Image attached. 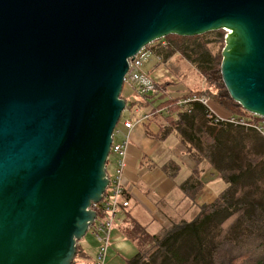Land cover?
<instances>
[{"label":"water","instance_id":"water-1","mask_svg":"<svg viewBox=\"0 0 264 264\" xmlns=\"http://www.w3.org/2000/svg\"><path fill=\"white\" fill-rule=\"evenodd\" d=\"M217 30L230 97L264 118V0H0V264H73L110 183L130 60Z\"/></svg>","mask_w":264,"mask_h":264},{"label":"trees","instance_id":"trees-1","mask_svg":"<svg viewBox=\"0 0 264 264\" xmlns=\"http://www.w3.org/2000/svg\"><path fill=\"white\" fill-rule=\"evenodd\" d=\"M210 33L215 35L210 41H225L226 31ZM208 34L193 37L169 35L163 38L165 42L161 39L148 46L153 55L163 61L175 54L181 55L220 90L216 93L210 87L192 89L182 97L205 94L217 99L219 106L231 114L252 117L251 113L230 97L221 76L222 58L208 49L209 41L205 39ZM156 83L162 90L160 96L164 97L171 81ZM179 98L181 97L159 104L160 107L169 108L164 117L168 125L161 126L153 135L165 139L175 133L184 149L186 148L185 151L191 154L194 164L191 166L190 176L180 184L182 192L189 200H196L206 185L202 175L203 161H208L228 186L211 203L198 205V212L193 218L172 221L160 233L152 234L141 224L132 221L133 227L128 235L137 244L139 251L134 257L127 259V264H264V136L251 128L213 123L200 103H196L189 112L183 110L177 104ZM152 99L148 101L140 98L135 102H126L128 107H134L138 102L150 105ZM255 118L260 120V117ZM112 162L113 159L109 158L107 167ZM178 168L179 164L173 162L163 167L165 173L172 178L177 176ZM238 192L243 193V196L237 198ZM124 197L130 200L128 193ZM234 208L243 210L240 222L247 230L239 232L240 235L235 236L236 240L218 239L217 237H223L220 224L226 221ZM93 209L99 217L105 215L104 203L93 205ZM121 210L125 211L127 207H122ZM211 228L215 232L212 233ZM91 259V255L79 241L73 264H97V261Z\"/></svg>","mask_w":264,"mask_h":264},{"label":"crops","instance_id":"crops-1","mask_svg":"<svg viewBox=\"0 0 264 264\" xmlns=\"http://www.w3.org/2000/svg\"><path fill=\"white\" fill-rule=\"evenodd\" d=\"M138 100H140V97H138ZM135 101L137 100L133 102ZM136 106L141 111H144L142 107H150L149 104L142 105L141 102H138ZM215 109L223 116L230 114L229 111L219 105H215ZM164 117L165 115H157L153 116V119L149 120L150 122L146 121V124L143 122L142 124L134 125L132 128H126L124 125L121 127L122 132H126L129 135L125 187L130 197V205L127 210H120L117 214L106 254V264H127V259L134 257L139 251L137 244L128 235L133 224L132 221L141 224L152 234L160 233L163 227L169 224L163 219L173 214L167 211L168 208L172 211L175 210L173 215H180L176 220L191 219L198 212V205L211 203L218 196V194L213 193L210 186L205 185L196 200H189L182 192L180 184L190 176L191 172L186 177H182L179 165L177 176L174 178L169 177L165 173L163 167L171 162L178 165L181 160H185L191 170L194 161L191 154L184 152L178 144L175 148L163 151V146L168 136L165 139H160L153 134L157 133L162 126V122L166 121ZM153 126H155V129ZM179 144L182 146L180 142ZM175 153L181 158L180 161L176 160ZM156 154L161 156L155 158ZM189 159L193 164L190 163ZM203 165L212 167L208 161H203L201 167ZM113 171L114 168L112 173ZM209 175H212V173ZM203 177L207 180L205 176ZM190 211H194L195 214L188 218L186 215L190 214ZM81 243L91 255V260L96 261L99 242L91 231L81 240ZM79 264L90 263L80 262Z\"/></svg>","mask_w":264,"mask_h":264},{"label":"built area","instance_id":"built-area-1","mask_svg":"<svg viewBox=\"0 0 264 264\" xmlns=\"http://www.w3.org/2000/svg\"><path fill=\"white\" fill-rule=\"evenodd\" d=\"M152 54V50L149 46L143 48L130 60L129 70L124 79V84L130 85L136 90L140 98L142 97L148 101L151 98L160 97L161 94V89L157 86L156 80L151 77L150 72L143 71L145 62L148 61ZM196 103L202 105L204 113H206V116L213 123L224 126L234 125L251 128L264 136V118L260 117V120L257 121L255 120L256 115L254 114H252V117L237 116L231 113L227 116H223L216 111L211 98L205 94L188 95L179 98L177 101V104L188 112L194 109ZM150 107L152 108V112L142 113L138 106H126L125 110L130 108L134 112L133 115L135 117L133 120L124 121V127L132 128L136 124H142L150 120L153 116L169 112L168 107H154L152 104H150ZM115 132L123 133L122 130L117 131V128ZM128 144L129 135H127V141L123 143L113 141L112 144L110 158L114 159V171L109 175L110 183L101 201L106 208L105 215L103 217L98 216L90 230L99 242V249L96 257L97 264H106V254L110 245L111 233L114 228L117 214L122 207H128L130 205V200L124 197V194L127 193L125 187V174L127 168L126 158Z\"/></svg>","mask_w":264,"mask_h":264},{"label":"rangeland","instance_id":"rangeland-1","mask_svg":"<svg viewBox=\"0 0 264 264\" xmlns=\"http://www.w3.org/2000/svg\"><path fill=\"white\" fill-rule=\"evenodd\" d=\"M217 31H219V30H217ZM213 32H216V31H213ZM206 34H208V33H206ZM214 37H215L214 33H210L205 37L206 41H209V43H207V47H208V49H210L212 51V53L214 55H220V57L222 58V51H223V48L225 46V41L223 43H217V42L210 41ZM164 39H163V41L165 42ZM143 71L144 72L149 71L151 77L153 79H155L156 81H160V82H163L165 80L171 81V84H169L168 88L166 89V95L164 97H161V96L156 97L155 100L150 103L154 107H156V105H159V104L165 102L166 100L171 101V100L175 99L176 97H182L183 94L187 93L189 90H192V89H194V90L198 89L199 90V89H208L210 87L216 93H219V91H220L219 89L216 88V86H214L212 84L211 81L207 80L198 71V69L195 67V65L193 63H191L190 61L181 57V55H179V54H175L174 56H172L167 61H163L160 58H156L152 54V56L148 59V61L145 62V65L143 67ZM122 97L124 99H126V101L133 102L134 100H138L139 95L136 92V90L134 88H132L130 85L124 84ZM141 99L143 100L142 97H141ZM211 100H212L214 105H220L217 102V99H215L214 97H212ZM226 107H228V106H226ZM230 107L234 108L233 106H230ZM142 110H144V111H141L142 113L152 112L151 107H144V108L142 107ZM133 113L134 112L130 108H127L123 112L122 117L119 121V126L117 127V131L121 130V127H122L124 121L134 119L135 116L133 115ZM167 114L168 113L164 112V114L161 116H164ZM151 119H153V118L151 117ZM167 125H168L167 121L162 122L163 127H166ZM153 127L155 129V126H153ZM258 134H260V133H258ZM125 141H127L126 132H124V134L119 133V132H115L114 142L123 143ZM177 144L185 152L186 148L183 149V146H180L178 139L176 137V134H174V133L170 134L165 140V143L163 146V151H167V149H170V148H175V146ZM159 156H161V155L156 154L155 158H159ZM175 156H176V160L180 161L181 158L176 153H175ZM189 161L191 164H193L190 159H189ZM179 165H180V170L182 171V173H181L182 177H186L188 174H190L191 170L189 169L185 160H181L179 162ZM113 168H114V160L112 163L109 164V167H108L109 175L112 174ZM202 169H203L202 174H203V176H205V178L208 181H206L204 178L203 179L205 180L206 185L210 186V188L212 189L214 194H216V195L219 194L228 186V184H226L224 179H222V177L217 173V171L213 167H210V166L207 167V166L203 165ZM211 173H212V175H209ZM262 187H264V186H262ZM241 196H243V193L238 192L237 198H240ZM237 209L236 208L231 209V211H230L231 215L228 218H226V221H224L223 224H220L219 228H221V230H222L221 234L223 235V237H217L218 239L230 238L232 240H236L235 236H237V235L239 236L240 235L239 232L247 230V228L240 222V218H243L242 215L244 212H243V210L239 211ZM167 211H170L173 214L175 212V210L172 211L169 208L167 209ZM190 212L191 213L190 214L188 213V215H186V217L191 218L192 216H194L195 212L194 211H190ZM172 215L164 218L163 220L167 221V223L168 222L171 223L172 219L176 220L180 217V215H173V216ZM167 225H165V226H167ZM132 227H133V225H131V228ZM213 232H215V229H212V233Z\"/></svg>","mask_w":264,"mask_h":264}]
</instances>
